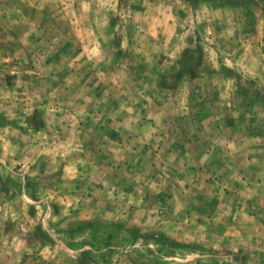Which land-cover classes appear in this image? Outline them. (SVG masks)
<instances>
[{
	"label": "rangeland",
	"instance_id": "374dc122",
	"mask_svg": "<svg viewBox=\"0 0 264 264\" xmlns=\"http://www.w3.org/2000/svg\"><path fill=\"white\" fill-rule=\"evenodd\" d=\"M0 264H264V0H0Z\"/></svg>",
	"mask_w": 264,
	"mask_h": 264
}]
</instances>
